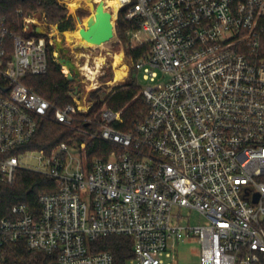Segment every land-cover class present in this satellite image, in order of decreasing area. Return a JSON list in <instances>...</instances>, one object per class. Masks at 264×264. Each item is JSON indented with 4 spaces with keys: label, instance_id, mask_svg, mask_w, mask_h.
<instances>
[{
    "label": "built area",
    "instance_id": "1",
    "mask_svg": "<svg viewBox=\"0 0 264 264\" xmlns=\"http://www.w3.org/2000/svg\"><path fill=\"white\" fill-rule=\"evenodd\" d=\"M123 9L138 26L130 40L150 46L134 63L149 112L129 133L107 106L99 133L82 126L95 102L81 81L63 108L32 91L26 78L45 75L50 57L60 65L57 31L33 16L25 38L0 15V185L19 170L57 185L40 196V213L17 204L0 219V248L21 243L57 264H114L92 244L126 236L130 262L170 264L179 242L195 240L201 264H264V0H120L117 15ZM49 117L111 144L108 159L89 160L88 140L23 151ZM30 153L35 167L23 163ZM181 210L207 224L190 225Z\"/></svg>",
    "mask_w": 264,
    "mask_h": 264
},
{
    "label": "trees",
    "instance_id": "2",
    "mask_svg": "<svg viewBox=\"0 0 264 264\" xmlns=\"http://www.w3.org/2000/svg\"><path fill=\"white\" fill-rule=\"evenodd\" d=\"M125 14L124 9L119 12L117 23V30L122 38L126 37L127 31L138 29V26H133V22L125 19ZM0 15L15 34L25 38L32 37L22 32L25 19L33 16L45 17L48 25L57 26L62 33L75 30L76 25L74 17L69 14L61 0H0ZM33 36L41 37L37 34ZM149 50L148 44L139 47H130L128 44L127 53L133 61L132 81L126 86L115 89L104 101L99 99L97 93H92L91 100L95 102V105L86 117L94 120L88 127H86L87 123H83V127L96 130L98 128L96 124L100 118L97 114L105 105L113 111L122 112L123 123L118 125L120 131L129 133L135 130L136 124L149 112V107L139 95L141 87L134 80L136 74L134 63ZM24 82L32 91L46 98L57 108H63L72 102L67 97L71 82L61 72V66L51 57L49 69L45 75L31 76ZM87 139L85 136H77L73 130L49 117L39 122L34 140L22 150H44L48 153L61 142L72 144L74 140L82 142ZM111 149V144L94 139L88 144L89 160L108 159ZM56 190L57 185L53 179L38 173L19 170L12 184L0 185V219L9 217L12 208L17 204H25L33 213H40V196ZM132 244L130 237L112 236L94 242L92 249L94 252L111 253L114 256V264H128L134 256ZM0 264H57V260L44 252L29 251L24 244L20 243L0 248Z\"/></svg>",
    "mask_w": 264,
    "mask_h": 264
},
{
    "label": "rangeland",
    "instance_id": "3",
    "mask_svg": "<svg viewBox=\"0 0 264 264\" xmlns=\"http://www.w3.org/2000/svg\"><path fill=\"white\" fill-rule=\"evenodd\" d=\"M61 1L67 7L69 14L74 17L76 25L75 30L64 33L60 32L58 27L55 26L54 29L57 31L56 40L62 47L70 51L69 57L79 71V78L82 84L81 86L87 93L86 95L88 100H91L92 93H97L99 99L104 101L108 97L109 93L113 92L117 88L126 86L132 81L133 61L129 58L127 52L128 44L130 47H136V43L130 40V31L125 33V38H122L119 34L117 30L119 14L112 20L113 24H115V34L113 37L108 38L99 44H93V41H85L80 34V31L88 26V21L93 15V7L89 5V2L83 1L77 9L72 10L71 6L68 4L69 0ZM97 2H100V0H94V2H92L93 6L96 5ZM113 9L109 8L107 11L112 13ZM67 34L70 35L69 39L66 38ZM128 38L129 40H127ZM118 51L124 54L122 55L125 63L123 68L114 69V56ZM96 63L97 65H95ZM126 63L128 66H126ZM87 64L95 72L96 76H94V80L91 77L89 79V75L87 77L86 72L82 69L83 66ZM115 73H122L125 77L117 80ZM134 80L135 83L141 87V89L147 84L141 74H135ZM139 95L141 96V91L139 92ZM103 108H105V105L101 108V110ZM96 125L98 128L91 131L99 133V126L98 124ZM87 140L88 142L91 141V139ZM37 156L38 154L36 153H30V155L23 160V163L35 167L38 165ZM175 212H177V209H175ZM180 213L185 218V222L190 225L197 226L207 224V220L196 211L181 210ZM200 252L201 246L195 240L179 242L175 247L173 257L165 258V262L170 264H201ZM128 264L135 263L129 262Z\"/></svg>",
    "mask_w": 264,
    "mask_h": 264
},
{
    "label": "water",
    "instance_id": "4",
    "mask_svg": "<svg viewBox=\"0 0 264 264\" xmlns=\"http://www.w3.org/2000/svg\"><path fill=\"white\" fill-rule=\"evenodd\" d=\"M93 15L90 17L88 21V26L84 29H81L80 34L82 35L85 41H93L97 43H101L104 40L111 38L115 34V24L112 22V13L110 11L105 10L104 1L98 2L93 6ZM37 33L42 35L41 28L37 29ZM56 48L59 52V64L67 66L70 73L68 75V80L70 82L78 83L80 81L79 71L77 70L76 65L70 58H65L61 56V52L63 51V47L56 40ZM77 90V86L75 87ZM258 196L255 199L257 202Z\"/></svg>",
    "mask_w": 264,
    "mask_h": 264
},
{
    "label": "bare ground",
    "instance_id": "5",
    "mask_svg": "<svg viewBox=\"0 0 264 264\" xmlns=\"http://www.w3.org/2000/svg\"><path fill=\"white\" fill-rule=\"evenodd\" d=\"M83 1L89 2V5H91V6H92V2H94V0H69L68 4L71 6L72 10H75V9H77L80 6L81 2H83ZM100 1H104V0H100ZM104 5H105V10H107V7L112 8V9L114 8L113 11H112V20L115 19V16H117V12H118V9H119V6H120V0H105L104 1ZM66 38L69 39L70 35L67 34ZM93 44H99V43L93 42ZM124 63L125 62H124V59H123V55H122L121 52L118 51L116 53V55L114 56V62H113L114 69L123 68L124 67ZM95 65H97V63ZM84 70H85V72L87 74V77L89 75V77H88L89 79H90V77L93 80L95 79L94 78V76H96L95 72L90 68V66L88 64L85 66ZM64 71L65 72H69L67 66L64 67ZM115 77H116L117 80H119L120 78H124L125 76L122 73H115Z\"/></svg>",
    "mask_w": 264,
    "mask_h": 264
},
{
    "label": "flooded vegetation",
    "instance_id": "6",
    "mask_svg": "<svg viewBox=\"0 0 264 264\" xmlns=\"http://www.w3.org/2000/svg\"><path fill=\"white\" fill-rule=\"evenodd\" d=\"M60 54H61V56L65 57V58H70L69 57L70 51L64 47H63V51Z\"/></svg>",
    "mask_w": 264,
    "mask_h": 264
},
{
    "label": "crops",
    "instance_id": "7",
    "mask_svg": "<svg viewBox=\"0 0 264 264\" xmlns=\"http://www.w3.org/2000/svg\"><path fill=\"white\" fill-rule=\"evenodd\" d=\"M36 17H38V16H36ZM51 26H53V25H51ZM53 27H55V26H53ZM123 54V53H122ZM124 55V54H123ZM125 57V56H124ZM71 59V58H70ZM126 59V58H125ZM86 66V65H85ZM85 66L82 68L83 69V71H85L84 69H85ZM126 66H128L127 65V63H126ZM65 67V66H64ZM127 74V73H126ZM112 90H114V89H112ZM112 93V92H111ZM111 93H109V95L111 94Z\"/></svg>",
    "mask_w": 264,
    "mask_h": 264
}]
</instances>
